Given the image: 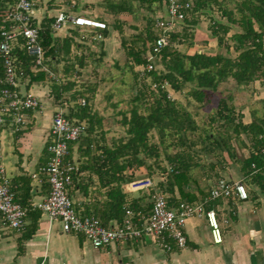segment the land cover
Segmentation results:
<instances>
[{"label":"trees","instance_id":"trees-1","mask_svg":"<svg viewBox=\"0 0 264 264\" xmlns=\"http://www.w3.org/2000/svg\"><path fill=\"white\" fill-rule=\"evenodd\" d=\"M132 1H136L140 7L150 10L153 4L164 5L168 0H102L101 4L106 12L113 16V23L108 24L104 19L97 17L106 24L104 29H93L100 36L97 37L99 38L98 51L90 49L89 45L87 46L85 41H82L83 37L78 34V28L69 29L64 33L53 31L50 24L54 17L47 15L39 21L33 20V24L38 22V42L43 50V59L40 65H36L34 57L26 52L21 36L14 39L10 45V57L18 89L26 91L34 83L43 84L48 81L50 83L49 96H53L56 101L60 102L59 106L63 107L65 116L73 122L85 123V134L69 144L68 158L73 159L72 154H77V158L73 159L77 169L73 172L72 181L74 183L81 173H86L85 176L88 179L93 174L99 186L106 189L104 191L106 200L102 207L96 211H79L83 215L98 217L104 225L112 219L119 221L125 207L142 212L150 208L151 202L150 205L143 206L136 199L127 198V193L122 189V184L128 182L132 178L133 172L139 168H145L151 175L153 165L158 166L160 174L164 178L157 182V190L166 193L171 203L203 200L207 195V191L204 192L202 189H199V193L202 194L200 197L185 190V187L191 182H196L192 176V170L201 166L200 163L194 161L192 148L195 144L185 142L186 134L195 132L198 126L190 112L185 107L176 105L168 96L166 85L173 91H181L186 84H191L192 87L187 95L197 102H203L208 92H215L219 84L228 78L236 85L256 83L258 86H264V0H239L235 6L237 17L223 5L222 0H190L191 11L185 16L181 29L170 33L169 44L156 55V62L160 64V68L150 70L145 68L148 44L158 35L154 29L155 18H148L142 32L135 37V40L140 41V47L136 48L135 41L132 39L130 43L125 42V39L120 40L125 64H129L131 70H133V66L142 67L140 76L138 75L139 89L133 100L139 101L143 108L140 111L136 105L127 114L121 113L119 123L124 127V136L112 141L111 144L99 143L96 136H93V132L97 128L100 133L102 132V118L92 112L88 104L96 84L87 86L88 95L83 92L71 93L70 99L67 100L73 101V105L69 106L63 100L76 82V75L79 72L76 68H84L92 60L100 62L104 57V38L108 32L113 30L121 35L122 29L118 15L129 12ZM13 3L14 0H0V25L2 23L1 12L11 7ZM213 6L217 7L220 16L224 17L226 21L211 19L208 30L218 45L224 46L226 49H233L235 55L225 56L221 52L205 51L189 53L177 49L176 41L180 36H187L186 28L196 25L198 21L196 17L206 14V9ZM189 14L191 18L188 17ZM235 24L239 27L238 31H232V25ZM182 29L183 32L180 33ZM229 32L231 33L229 34ZM226 40L232 44L229 46ZM77 49H80L79 53L76 51ZM86 51L87 53H85ZM61 62L64 76L59 78L56 72L58 64ZM42 66L48 68L54 74V78L48 77L47 72L42 70ZM2 73L3 66L0 56V76ZM134 75L136 77V74ZM79 97L84 100V104L80 108L75 106ZM228 100L231 101L228 103ZM242 117L243 114L236 108L231 95L220 98L208 123L210 129L217 131V136L204 130L205 137L202 138V141L206 140L207 142L203 141L205 144L202 148L212 154L215 149L225 150L228 157L235 161L236 158H234L233 149H231L233 144L230 146V140L233 136L238 140L243 134L253 151L242 160L241 168L263 189L264 169L257 152L264 145V115L250 123H243ZM215 121H219V123L212 127ZM6 124H8L7 117L5 124L0 126V130L7 126ZM152 131L157 135V143L149 140ZM168 136H175L176 142L170 144L180 148L172 154L165 155L166 163L171 169L165 171V168L161 167L157 160L159 145L164 149L170 145H164ZM46 146L47 143L44 147L45 161L48 156ZM149 158H152V163L146 162V159ZM44 163L36 171L48 186L45 177L40 172ZM252 163L259 168L257 172L252 173ZM212 167L214 165L209 163L208 169H212ZM214 175L218 178L216 174ZM15 181H19V186ZM10 184L15 201L26 209V218L30 217L31 222L28 225L25 224L24 227L26 228L24 237L28 238L37 227V219L41 211L38 208H33L28 201L30 198L28 177L25 175L14 177L12 180L10 179ZM174 187L178 190V198L173 196ZM151 192L154 193V191Z\"/></svg>","mask_w":264,"mask_h":264},{"label":"built area","instance_id":"built-area-1","mask_svg":"<svg viewBox=\"0 0 264 264\" xmlns=\"http://www.w3.org/2000/svg\"><path fill=\"white\" fill-rule=\"evenodd\" d=\"M36 0H14L11 7L1 12L0 25V56L3 73L0 76V126L5 124L14 131H19L28 123L27 111L40 108V100L29 91L18 89L15 70L10 57L11 42L18 36L24 40L26 52L34 57L35 64L40 65L43 50L38 42V22L33 24ZM162 15L155 17L154 29L158 35L150 42L146 54L147 70L157 68L156 55L169 44L170 33L181 29L185 16L191 11L192 3L180 0H168L164 4ZM36 20V19H35ZM37 21V20H36ZM55 32H67L69 29H104L106 24L95 16L82 13L59 10L50 24ZM97 37H100L97 35ZM48 77L54 74L45 66L41 67ZM84 100H79L83 105ZM84 122H73L64 114L63 107L57 105L51 115V124L46 138L47 160L41 166L40 172L48 184L46 197L38 203H32L33 208L50 220L60 223L62 232L80 234L93 248H103L108 245L152 237L154 243L164 251L182 249L186 246L185 223L192 216L203 215L210 227L213 243H221L222 236L215 211L207 208L210 200L236 198L246 200L248 193L241 180L218 177L210 185L207 196L198 201L169 202L168 195L157 190V182L151 177L136 179L126 184L128 191L153 190L151 206L147 211H135L124 208L119 221L114 220L106 225L94 215H83L74 206L70 194L72 175L77 169L73 159H69V144L84 135ZM257 156L264 169V145L260 147ZM252 173L259 170L251 164ZM171 169H169L170 171ZM31 178L39 180L38 172H33ZM159 180H163L161 174ZM264 196V187L262 189ZM0 217L4 224L16 230H22L26 224V209L15 201L10 179L0 167Z\"/></svg>","mask_w":264,"mask_h":264},{"label":"crops","instance_id":"crops-1","mask_svg":"<svg viewBox=\"0 0 264 264\" xmlns=\"http://www.w3.org/2000/svg\"><path fill=\"white\" fill-rule=\"evenodd\" d=\"M44 16L43 8H34V17L37 21ZM122 57H124L123 50ZM44 87L34 83L27 90L37 96L41 104L39 109L27 112L28 123L24 128L14 131L11 127L4 126L0 130V162L3 150L1 141L7 137L4 130L13 138V152L16 155L13 172L9 176L5 175L11 180L21 175L28 177L30 185L28 201L31 204L41 202L48 193V186L41 180L42 177L39 176V180L31 178V174L45 162L44 147L51 115L57 106L51 101L47 108H44L42 99L47 97L51 100L48 88L44 90ZM255 93V99L263 103L264 86L257 87ZM237 109L243 114V123H250L264 115L255 107ZM242 151L243 156L236 157L235 162L225 156L227 162H224V165L230 164V166L217 171L218 177L241 180L247 190L248 198L246 200L214 199L207 204L208 208L215 211L222 236L221 243L212 242L210 227L205 217L201 215L186 220L184 229L187 241L182 249L164 251L150 236L140 240L115 242L103 248H93L83 236L62 232L58 221L50 220L46 214L40 213L37 227L28 238L24 237L26 228L12 229L4 224L0 217V264H264V196L260 185L247 176L241 168L242 160L248 157L253 148H243ZM240 162L238 167L237 164ZM0 167L4 169L3 166ZM85 175L86 173L79 175L72 184L70 194L78 211H96L106 200L104 196L106 189L99 186L93 174L90 179ZM205 177L197 180L193 176L196 182H191L185 190L194 193L197 197L202 195L199 189L207 191L208 194L210 185L216 178L211 180L207 177L206 185ZM15 182L16 185L19 184V181ZM127 183L122 184L127 198L136 199L143 206L150 205L146 195L148 191H128ZM173 196L179 197L175 187ZM113 221V219L109 220L108 223ZM30 222L28 216L26 224Z\"/></svg>","mask_w":264,"mask_h":264},{"label":"rangeland","instance_id":"rangeland-1","mask_svg":"<svg viewBox=\"0 0 264 264\" xmlns=\"http://www.w3.org/2000/svg\"><path fill=\"white\" fill-rule=\"evenodd\" d=\"M101 1L102 0H53L51 2L50 0H36L35 8H43L45 15L51 17H54L59 10L66 9L67 11L75 13L100 17L108 24H112L113 16L106 12L105 8L101 4ZM222 1L223 5L227 9H230L234 13V16L237 17L238 14L235 6L239 0ZM164 9L165 6L163 4L155 3L149 10L138 6L136 1H132L131 10L118 15L122 29L121 35L116 31L110 30L104 38L105 58L103 57L100 62L95 60L89 61L84 68H76L77 71H79L78 75H76V82H74V85L69 93L65 95L66 98H64L63 102L65 104H69V106L73 105V101L67 100L70 99L71 93L83 92L88 95L87 86L96 84L94 93L88 100V104L91 111L98 114L102 118V136L98 128L93 132V136H96L95 138L99 143L106 142L107 144H111L112 141L124 136V127L119 123L121 113L127 114L128 111L136 105L139 107L140 111L143 108V106L139 104V101L133 100V97H135L139 89L138 75L140 76L142 67L133 66V70H131L129 64H125V58L122 57V49L119 46V42L121 39H125V42L127 43H130L133 40L135 41L134 45L136 48L140 47L141 43L140 41L135 40V37L142 32L148 18L152 19L162 15L164 13ZM188 17L191 18V15L189 14ZM196 18H198L196 25L186 28L185 32L187 33V36H180L176 41L175 47L177 49L181 52L189 53L193 51H205L221 52L225 56L235 55V51L233 49H226L224 46L218 45L216 39L208 30V24L211 19L221 22L226 21L224 17L222 18L220 16V11L217 7L213 6L206 9V14L199 15ZM238 30L239 27L236 24L232 25V31ZM182 32L183 29L180 33ZM231 32H229V34ZM78 34L83 37L82 41H85L87 46L89 45L90 49L96 51L99 50V44L97 43L99 38H97L96 31L93 29L80 28L78 29ZM226 41L229 46L232 44L229 40ZM76 51L79 53L80 49H77ZM85 53H87V51ZM155 64L158 68H160V64L157 62ZM56 73L59 78L64 76L62 62L58 64V70ZM134 74H136V77ZM72 78L75 77L72 76ZM39 85L43 87L45 86L44 90L45 88H48V91L50 90V83L48 81L43 84L39 83ZM191 87V84H186L181 91H173L168 85H166L168 96L176 105L185 107V109L190 112L196 125L198 126V129L195 132H188L185 137L186 143L193 142L195 144L192 148V151L194 152V161L201 164V166L192 170V175L197 180H201L205 176L214 180L216 178L214 177V174L218 176L219 170L225 169V166H230V164L224 165V162H227L225 156H228L225 150L220 151L219 149H215L212 154L202 148L205 144L203 141H206H202V138L205 137L204 134L206 130H208L211 135L217 136V131L210 129L208 123L210 115H212L216 110L219 99L231 95L234 104H236V108L242 107L244 109H251V107H255V109L259 110L261 114L264 113V102L260 103L259 100L257 101L255 99V92H257V87H259L256 83H251L250 85H236L230 78H228L219 84L215 92H208L203 102H197L187 95V92L191 89ZM50 98L51 100H48L47 97L42 99L44 108H47L51 101L52 103L59 105L60 102L56 101L53 96ZM80 99H82V97H79V100ZM79 100H76L77 104H75L78 108L82 107L79 105ZM230 101L231 100H228V103ZM217 123H219V121L213 122L212 127L217 126ZM4 133L7 137L3 138L1 141L3 143V150L1 152L2 158L0 165L4 167L5 174L9 176L14 170L16 155L13 152L12 136L5 130ZM149 140L153 143L158 142L155 132H151ZM173 142H176L175 136H168L165 139L164 145H168ZM248 143L249 142L243 134L238 140H236L235 136L232 137L230 140V146L233 144L231 149H233L234 158L243 156L242 149L248 148ZM179 148V146L170 144L169 147L164 149L163 146L159 145V157L157 161L161 167L163 166L165 168V171H169L170 169L166 163L165 155L172 154L179 150ZM73 158H77L76 153L73 154ZM229 159L231 160L232 158L229 157ZM146 162L152 163L153 160L152 158H149L146 159ZM209 163L214 165L212 169H208ZM239 164H241V162L237 164L238 167ZM160 175V169L156 164H154L151 175L148 174V171L145 168H139L133 172L132 178L128 182L147 176H151L156 182H158V177ZM207 177H205L206 185L208 179ZM151 191L153 190H150L149 192ZM153 194V192L149 195L146 194L150 202Z\"/></svg>","mask_w":264,"mask_h":264}]
</instances>
